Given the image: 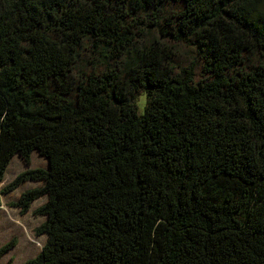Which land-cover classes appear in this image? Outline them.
Returning <instances> with one entry per match:
<instances>
[{"label":"trees","instance_id":"16d2710c","mask_svg":"<svg viewBox=\"0 0 264 264\" xmlns=\"http://www.w3.org/2000/svg\"><path fill=\"white\" fill-rule=\"evenodd\" d=\"M14 155L18 264H264V0H0V183Z\"/></svg>","mask_w":264,"mask_h":264},{"label":"rangeland","instance_id":"374dc122","mask_svg":"<svg viewBox=\"0 0 264 264\" xmlns=\"http://www.w3.org/2000/svg\"><path fill=\"white\" fill-rule=\"evenodd\" d=\"M138 102L140 108H142L145 104V96L141 95ZM46 162L47 160L44 157L40 156L37 151H34L30 167L45 166ZM26 167L27 165L24 161L18 155H14L5 173L4 181L0 183V188ZM34 186H36L35 182L27 181L11 193L4 195V197L0 194V204L2 203V206L0 205V245L13 235H16L18 238L16 246L0 258V264H8L11 257H13L11 264H18L36 256L46 240L44 234L38 235L34 230L45 219L43 215L34 212L39 205L45 202V196L34 201L30 210L25 214H21L18 208L8 204L10 201L17 199L23 190Z\"/></svg>","mask_w":264,"mask_h":264},{"label":"crops","instance_id":"0c3cea01","mask_svg":"<svg viewBox=\"0 0 264 264\" xmlns=\"http://www.w3.org/2000/svg\"><path fill=\"white\" fill-rule=\"evenodd\" d=\"M2 195V194H1ZM3 197H4V195H3ZM2 204V203H1ZM2 206V205H1Z\"/></svg>","mask_w":264,"mask_h":264}]
</instances>
